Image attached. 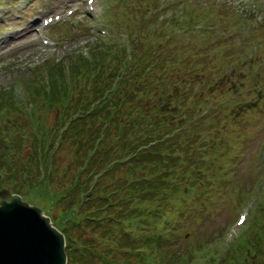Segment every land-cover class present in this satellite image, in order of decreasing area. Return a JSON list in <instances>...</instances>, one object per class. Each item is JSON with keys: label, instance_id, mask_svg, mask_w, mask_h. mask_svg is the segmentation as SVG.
Wrapping results in <instances>:
<instances>
[{"label": "rangeland", "instance_id": "obj_1", "mask_svg": "<svg viewBox=\"0 0 264 264\" xmlns=\"http://www.w3.org/2000/svg\"><path fill=\"white\" fill-rule=\"evenodd\" d=\"M105 1L113 3L115 12L111 13L115 17L110 11H100L99 6ZM178 1L171 4L166 14L156 16L145 8L142 0H96L97 7L93 13L86 10V0H0V94L8 91L12 95L10 104H14L0 103V177L5 178L0 180L3 185L0 189L7 190L9 194L14 190L13 194L30 198L31 205L40 207L54 227L52 220H61L59 228H62L64 238L68 232L76 241L83 240L86 232L77 229L79 213L71 210L70 203L64 198L66 192L70 194L67 191L70 184L85 172L80 164L91 140L87 138L89 142L85 141L84 150L78 149L77 142L64 144V141L54 153V159L51 155L55 147L46 154L44 164L41 159L49 143L60 144V134L65 129L59 127L62 116L76 106L77 94L72 93L69 86L73 85L76 92L83 94L86 83L83 79L86 75L92 78L97 70L89 67L75 77L69 74L67 60L57 63L72 49L81 50L83 56L89 58L86 43L90 42L91 46L96 43L93 32L107 30L103 37L123 43L126 28L131 33L129 36L126 31L127 37H137L130 51L139 45V41L144 50L155 48L145 53L158 57L165 72L189 58L193 61L194 66L189 69L193 81L190 82L188 74H181L177 88L160 85L163 90L158 91L164 95H178L177 100L169 101L170 109L166 113L167 117H171L170 113H177L173 118L175 125H178L179 113L199 97L205 98L195 105L196 120L202 124L200 145L199 138L191 144L192 134L188 132L185 135L184 131L176 143L182 140L183 145L189 146L187 160L182 158L183 150H178L181 155L177 151L171 153L179 155L181 163H186L190 169L197 171L200 168L202 184L195 177L186 176L183 182L178 177L183 193L179 192V195L187 194L181 203L191 206L180 215L178 208L181 203L170 197L156 196L142 201L140 209L159 208L161 213L158 215H162L160 223L166 221L165 224L170 222L171 226H178L172 240L175 244L173 249L189 250L188 264H264V0H194L192 4L187 0V9L195 4L194 12L204 9L209 17L220 13L228 25H224L222 19L220 23H210L212 27H209L208 18L201 15L198 22L206 28L201 27L200 31L180 33L178 28L159 29L160 19L162 26L173 25L176 18L179 21L186 19L187 9L179 11ZM161 2L171 3L169 0ZM70 7L74 13L70 17L63 15L61 21L64 24L52 28L53 24L44 31L40 30L43 17L63 14ZM194 17L193 13L191 18ZM194 23V20L189 23L190 28ZM205 29L215 30L217 34ZM44 34L52 37V49L40 45L39 37ZM71 35L75 39L67 41ZM173 37L187 46L179 48ZM165 48L168 55H161L158 49ZM113 53L107 51L106 56ZM110 72L111 66L102 71L100 79L106 80ZM132 87H136L135 83ZM138 87L141 90L144 86L138 84ZM184 89L188 92L184 93ZM136 94L139 95L130 98L133 102L129 103L133 106H142L141 102L153 100L152 96ZM9 98L0 99V102ZM63 104L68 105L65 114ZM173 104H178L177 111H171ZM134 117L135 114L126 118L125 124ZM47 131L48 136L42 138L40 133L46 134ZM200 146L202 151L198 150ZM110 156L116 157L113 153ZM52 160L50 174H42L51 168ZM35 162L39 164L38 168ZM128 167L126 164L120 168L110 181L118 182L128 177ZM15 171H20V174L18 180L12 181L9 177ZM134 171L141 172L140 169ZM42 175L45 177L39 180ZM190 181L196 184L188 185ZM106 183L109 184L108 181ZM183 185L188 187L187 192ZM55 193H59L58 200ZM32 198L36 202L31 201ZM206 198L204 205L202 201ZM163 210L167 214L164 215ZM240 214L245 216L246 222L235 227L234 221ZM199 243L203 245L196 249ZM109 245L112 247L113 243ZM88 252V260L92 262V247L88 246ZM141 254L131 258V264H146L145 256L158 258L160 255L147 250ZM117 260L124 261L119 257ZM67 264L70 263L67 261Z\"/></svg>", "mask_w": 264, "mask_h": 264}, {"label": "trees", "instance_id": "obj_2", "mask_svg": "<svg viewBox=\"0 0 264 264\" xmlns=\"http://www.w3.org/2000/svg\"><path fill=\"white\" fill-rule=\"evenodd\" d=\"M193 13L195 14L194 18H200L201 15L209 17L204 9L202 12H194L192 8L188 12L190 16ZM212 15L213 18L209 21L210 26H212L210 23H220L222 19L224 25H228V21L224 17L221 18L222 14L214 13ZM214 32L216 31L214 30ZM95 42L93 46L90 45V42L86 43L90 52L89 58L84 57L81 50L72 49L57 63L58 65L67 60L70 65L69 74L71 73L75 77L80 72H85L89 67L97 72H93L95 76L92 78L86 75L83 79L86 82L83 94H80V91L76 92L73 85L69 86L72 93L77 94V103L75 108L73 107V110L67 114L65 113L68 105L63 104L65 116H62V124L59 125L68 122L69 126L62 133L60 144L49 143L42 153L41 159L44 164L46 154L55 147L51 155L53 158L54 153L59 150L64 141V144L77 142L78 149L84 150L85 141L87 140L88 143L91 140L88 150L82 155L80 164L82 171L85 172L81 173V177L75 180V183L70 184L71 187L67 190L70 194L66 192L64 198L67 203H70L71 210L79 213L77 217L80 218V222L77 229L86 232L82 241H76V238H72L66 232L67 261L70 264L76 261L79 264H131V258L140 256L147 250L154 253L159 252L160 255L158 258H151L150 255L145 256L146 264H188V258L191 257L190 251L173 249L175 244L172 240L176 237L175 232L178 226H171L170 222L165 224L166 221L160 223L162 215H158V212L160 214L161 209L146 208L141 210L140 203L152 200L156 196L170 197L181 203V201H185L187 194L179 195V192L182 193L180 189L182 183L180 184L178 177L182 178L183 182L184 178L190 175L203 182V179L194 173H189L186 163H181L182 158L187 160L189 146L183 145L182 140L181 143H176V139H180L179 135L183 136L185 131L181 125L180 116L178 125H175L173 121L177 113H170L171 117L166 116L170 109L169 101L177 100L178 95L158 93L159 90H163L160 85L177 88L178 76L181 74H188L187 77L191 78L190 82L193 81L192 73L189 72V69L194 66L193 61L189 58L186 62L165 72L164 66L159 64L158 57L145 53L155 48L149 47L144 50L140 41L139 45L128 54L124 47L105 44L106 42L99 37ZM134 44L132 43V45ZM158 50L161 51V55H168V49ZM107 51L114 53L107 57ZM176 56L180 57V54ZM104 58L107 59L105 60L106 64H104ZM123 59L124 62H122ZM110 66L111 72L107 79L101 80L100 74ZM133 83L136 87H132ZM138 84L144 87L139 90ZM138 92L144 97L152 96L153 100L141 102L142 106H133L129 103L133 102L130 98L139 95L136 94ZM6 94H0V99L10 97L5 102L4 100L0 102L5 105L10 104L12 96L8 91ZM174 105L171 111L178 110V107ZM9 106H14V104ZM190 113L196 114L194 104L190 110L187 108L181 112L184 117L193 118L189 115ZM133 114L136 117L129 124H125L126 118H130ZM107 118L109 119L107 120ZM201 125L200 122H193L185 132V135L188 132L192 134L191 144L198 138ZM48 132L40 133V136L47 137ZM79 135L80 139L78 140ZM127 138L130 141H127ZM178 150H183L182 158L179 156L181 153ZM174 151H177L179 155H171ZM112 153L116 157L112 158L110 156ZM126 164L129 166L127 168L129 176L123 178L122 181L111 182L114 174ZM35 167H39L36 162ZM52 168L53 160L51 168L42 174L49 175ZM134 169H140L141 172L137 173ZM24 170L26 169L24 168ZM20 171H15L16 173L14 172L9 178L12 181L18 180ZM44 177L42 175L39 180ZM0 180L3 181L5 178L0 177ZM1 183L0 181V188L3 186ZM190 184L196 183L190 181ZM81 187L84 189H80ZM184 187L185 185H183V190ZM58 194H54L56 200H58ZM20 197L23 201H30V198L26 199L24 195ZM31 201L36 202L35 198H32ZM189 201L190 199L186 203ZM204 201H207V198L202 201L206 205ZM190 206L191 204L181 203L178 208L179 214L183 215L184 209ZM164 212L163 210L164 215L167 214ZM52 221L61 231L62 228L59 227L62 221ZM159 225L160 227L157 228L156 226ZM110 243H113L112 247L109 245ZM201 245L203 243H199L196 249H200ZM88 246L93 249L94 260L92 262L88 260ZM118 257L123 258L124 261L117 260Z\"/></svg>", "mask_w": 264, "mask_h": 264}, {"label": "water", "instance_id": "obj_3", "mask_svg": "<svg viewBox=\"0 0 264 264\" xmlns=\"http://www.w3.org/2000/svg\"><path fill=\"white\" fill-rule=\"evenodd\" d=\"M0 190V264H66L63 233L34 205Z\"/></svg>", "mask_w": 264, "mask_h": 264}, {"label": "bare ground", "instance_id": "obj_4", "mask_svg": "<svg viewBox=\"0 0 264 264\" xmlns=\"http://www.w3.org/2000/svg\"><path fill=\"white\" fill-rule=\"evenodd\" d=\"M245 221H246V220H245ZM244 223H245V222H244ZM244 223H243V224H244ZM243 224H242V225H243Z\"/></svg>", "mask_w": 264, "mask_h": 264}]
</instances>
